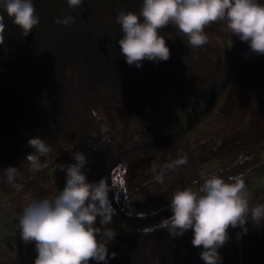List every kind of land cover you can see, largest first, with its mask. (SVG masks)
I'll return each instance as SVG.
<instances>
[{
	"label": "trees",
	"instance_id": "trees-1",
	"mask_svg": "<svg viewBox=\"0 0 264 264\" xmlns=\"http://www.w3.org/2000/svg\"><path fill=\"white\" fill-rule=\"evenodd\" d=\"M33 3L40 24L26 37L0 8L6 25L0 40V170L17 167L16 183L23 189L17 192L2 171L0 187L26 205L33 199H51L66 182V171L56 164L75 163L73 156L81 151L88 158V181L105 178L112 189L114 215L108 227L117 235L108 245V264H204L202 248L192 246V231L172 237L162 221L171 216L174 190L197 188L202 173L225 180L240 176L247 187L264 177V55L251 53L224 25L208 26L213 35L200 48H192L168 26L160 34L170 58L145 60L137 68L120 55L122 32L115 16L117 10L138 13L142 0H84L74 9L67 0ZM66 16L75 17V22H54ZM227 40L233 42L232 49L226 48ZM241 68L246 72L240 81L249 92L239 97L246 108L235 115L225 112L224 121L215 123L217 130L192 138L224 100L234 98L228 97L229 91L239 81ZM190 75L205 86L202 95L189 90ZM187 93L197 97L191 108L184 103ZM171 99L183 111L173 123L161 119L162 104ZM129 100H144L149 106L140 118L115 120L110 107ZM156 111L160 114L153 121L150 114ZM37 136L52 151L41 157L47 166L32 172L26 156L33 149L27 141ZM182 156L185 164L167 168ZM153 163L157 172L165 170L163 184L153 179ZM257 191L262 195L253 204L264 203V187ZM245 227L246 232L240 227L228 232L229 239L218 250L220 264H225V249L236 236V264H264V222L249 220ZM13 239L12 249L25 254L20 236ZM112 252L116 258H111Z\"/></svg>",
	"mask_w": 264,
	"mask_h": 264
},
{
	"label": "clouds",
	"instance_id": "clouds-1",
	"mask_svg": "<svg viewBox=\"0 0 264 264\" xmlns=\"http://www.w3.org/2000/svg\"><path fill=\"white\" fill-rule=\"evenodd\" d=\"M84 0H67L70 9L80 7ZM0 8L20 29L24 37L39 26L40 17L33 0H0ZM116 22L122 36L118 41L120 55L129 65L142 67L145 60L154 63L167 61L170 48L160 33L171 26L187 40L192 48L209 42L205 29L222 24L227 32L248 44L250 52L264 55V2L261 0H142L139 12L117 10ZM57 24L68 26L75 17H57ZM4 15H0V40L5 30ZM171 37H169L170 39ZM27 144L33 151L26 156L30 171L46 167L41 157L52 151L48 142L31 137ZM75 163L56 164L66 171L62 190L51 198L31 200L18 215L20 238L34 243V264H108V245L117 232L108 227L113 223L114 209L109 200L112 190L105 178L89 182L84 168L88 158L81 151L74 154ZM187 162L186 156L167 165L175 169ZM150 165L157 183H164L165 170L157 172ZM7 183L19 192L23 185L16 183L17 167L0 170ZM197 188L174 190L169 207L171 216L162 223L172 237L192 231V246L202 248L200 259L204 264H220L219 249L229 239V228L247 231L246 223L264 222V203L251 204L242 177L227 180L218 175L204 177ZM117 253L112 252L111 258Z\"/></svg>",
	"mask_w": 264,
	"mask_h": 264
},
{
	"label": "rangeland",
	"instance_id": "rangeland-1",
	"mask_svg": "<svg viewBox=\"0 0 264 264\" xmlns=\"http://www.w3.org/2000/svg\"><path fill=\"white\" fill-rule=\"evenodd\" d=\"M216 26H222L221 24H215ZM208 37H211L213 30L211 31V28H206L205 29ZM227 49H232L233 47V42L231 40H227L225 44ZM246 72V69L241 68L238 71V80L233 86L230 88V95L228 97H234L233 99H226L224 100L214 111V113L208 118V120L200 125L195 131L192 132V138H195L197 136L200 137H205L207 135H210L212 132L217 130L220 126L218 124L219 121L222 122L224 121V116L225 112L229 115H235L239 113L240 109L246 108V102H243L241 100L240 94L242 92H249L248 88L244 86V84L240 81V78L242 74ZM189 90L194 93L196 96H200L203 94L205 86L198 81L194 76H189ZM191 96L189 93L184 95V103L187 104L189 108L193 107L195 103H197V97ZM148 103L144 100H129L126 102L119 103V105L110 107V111L112 113H116L115 120L117 118H121L122 116H132V118H140V114L145 111V109L148 107ZM162 107H164L165 112L162 115L161 119H163L165 122H176L180 116L182 115L183 111L181 109V106L178 101H174L173 99L167 101L162 104ZM157 113L150 114V116L153 118V121H155L156 117L158 114H160L159 111H156ZM223 117V118H222ZM115 120H113V124L115 123ZM215 120V121H213ZM217 120V121H216ZM130 120H128L129 123ZM158 121V119H157ZM130 124H133L132 121H130ZM261 187H264V177L262 178H255L254 183L250 185L249 187H246V191L249 194V199L250 203L253 204L256 200V198L259 195H262L261 192L257 191ZM17 197L16 196H11L7 190L4 188L0 187V211L1 212L0 216L3 218V215H10V218L12 221L15 223L16 226H18V213L16 212L17 209H22L26 206V203H20V205H17ZM16 212V213H15ZM19 229V227H17ZM236 228H229L228 232L233 233ZM12 233H15V229L11 228L9 230ZM20 233V232H19ZM20 235L13 234L11 235L12 241L15 242L13 237H18ZM239 248V240L238 237L236 236L226 247L225 253H224V259H225V264H236V259H237V253ZM4 250L5 248L0 245V261L1 258H4ZM5 262V260H4ZM16 261L12 262L11 264H15Z\"/></svg>",
	"mask_w": 264,
	"mask_h": 264
},
{
	"label": "crops",
	"instance_id": "crops-1",
	"mask_svg": "<svg viewBox=\"0 0 264 264\" xmlns=\"http://www.w3.org/2000/svg\"><path fill=\"white\" fill-rule=\"evenodd\" d=\"M210 26L215 27L216 25L212 24ZM217 27H220V26H217ZM20 203H22V201L18 200L16 204L20 205ZM1 212L3 211H0V214ZM16 212L20 214L22 211L21 209L20 210L17 209ZM17 227L18 226L15 225V223L10 218L9 214L3 215V218L0 216V245L5 248L4 253H3L4 258H1L2 261H0V264H11V260L12 262L16 261L15 264H34V260L36 258L34 243H27V244L25 243L27 246V251L25 253L26 255L23 253L14 251V249H12V247L10 246V242H11V245L16 244L14 243V241H12L11 235L13 234L20 235L19 229ZM11 228L15 229V233H12L9 231L11 230Z\"/></svg>",
	"mask_w": 264,
	"mask_h": 264
}]
</instances>
